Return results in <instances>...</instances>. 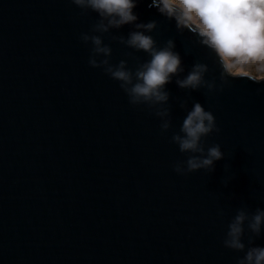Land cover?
Instances as JSON below:
<instances>
[{
  "label": "water",
  "instance_id": "water-1",
  "mask_svg": "<svg viewBox=\"0 0 264 264\" xmlns=\"http://www.w3.org/2000/svg\"><path fill=\"white\" fill-rule=\"evenodd\" d=\"M150 3L137 12L158 22L157 42L175 39L186 69L201 60L218 76L207 50ZM96 19L70 0H0V264H236L227 224L241 207L264 208V81L238 76L215 96L173 82L162 135L157 117L90 67L79 37ZM105 43L113 63L132 51ZM177 98L213 112L220 132L206 143L224 153L214 172L175 173L187 159L171 143L186 115Z\"/></svg>",
  "mask_w": 264,
  "mask_h": 264
},
{
  "label": "clouds",
  "instance_id": "clouds-1",
  "mask_svg": "<svg viewBox=\"0 0 264 264\" xmlns=\"http://www.w3.org/2000/svg\"><path fill=\"white\" fill-rule=\"evenodd\" d=\"M80 9L81 15L94 13L97 17L87 32L80 34L85 46H90L88 63L101 69L104 75L116 81L133 108H142L160 120L161 134L172 127L171 93L168 85L173 82L185 91L215 96L231 87L238 76L264 81V0H151L148 5L170 23L176 32L189 37L193 47L207 50L218 76L209 63L197 60L185 67L183 57L177 51L175 39L158 43L152 35L158 28L156 20L144 22L137 8L143 0H70ZM129 28L127 35H112ZM112 43L132 51L125 59L113 63ZM187 51V49H186ZM133 53H143V61ZM129 61H132L131 65ZM255 69L257 75H252ZM264 95V88L257 89ZM179 107L186 113L178 131H173L171 143L178 147L186 161L174 165L177 175L200 170L215 171L217 161L224 159L219 144L208 145L207 137L219 133L216 118L203 104L177 98ZM223 215V211L218 212ZM249 234L247 245L243 242ZM264 233V208L249 212L246 207L237 210L227 224L223 246L243 253L236 264H264V246H253V238Z\"/></svg>",
  "mask_w": 264,
  "mask_h": 264
},
{
  "label": "rangeland",
  "instance_id": "rangeland-1",
  "mask_svg": "<svg viewBox=\"0 0 264 264\" xmlns=\"http://www.w3.org/2000/svg\"><path fill=\"white\" fill-rule=\"evenodd\" d=\"M251 74H252V75H257V73L255 72V69H252V70H251Z\"/></svg>",
  "mask_w": 264,
  "mask_h": 264
}]
</instances>
